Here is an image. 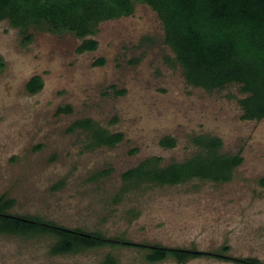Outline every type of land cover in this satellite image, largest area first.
Listing matches in <instances>:
<instances>
[{
  "label": "rangeland",
  "instance_id": "374dc122",
  "mask_svg": "<svg viewBox=\"0 0 264 264\" xmlns=\"http://www.w3.org/2000/svg\"><path fill=\"white\" fill-rule=\"evenodd\" d=\"M29 33L33 39L26 41L18 28L0 22V197L16 200L11 213L135 243L208 252L230 246L232 256L264 262V120L243 119L237 86L207 91L190 85L165 43L160 18L146 4L101 23L89 36L99 42L95 51L78 53L83 39L70 32L32 27ZM100 58L105 64L96 65ZM35 75L44 86L31 94L27 83ZM66 106L71 113L59 111ZM86 117L122 131L124 141L89 148L85 132L70 131ZM197 135L218 137L222 152L242 154L230 182L147 184L123 192L126 170L153 156L163 164L183 161L198 152ZM166 137L176 146L161 145ZM52 243L49 236L0 233V264H97L108 253L120 264H151L142 247L56 256ZM186 264L237 263L200 257Z\"/></svg>",
  "mask_w": 264,
  "mask_h": 264
},
{
  "label": "trees",
  "instance_id": "16d2710c",
  "mask_svg": "<svg viewBox=\"0 0 264 264\" xmlns=\"http://www.w3.org/2000/svg\"><path fill=\"white\" fill-rule=\"evenodd\" d=\"M150 6L160 18L165 43L175 54L186 81L207 91L237 86L243 97L238 100L243 119L264 120V0H0V22L8 21L18 28L26 41H31L32 27L53 33L70 32L83 39L78 53L95 51L99 42L89 36L99 32L101 23L131 16L136 4ZM89 37V38H88ZM96 60V65L105 64ZM5 65L0 56V68ZM44 86L40 75L27 83V91L36 94ZM61 113H71L72 107H61ZM81 130L88 135V147H115L125 134L112 132L93 118H81L70 131ZM176 139L166 137L165 147L176 146ZM193 143L198 152L183 161L162 163L153 156L122 174L123 192L142 185L176 186L193 180L214 183L230 182L235 170L244 162L241 153L222 152L223 142L210 135H197ZM109 171L103 172V175ZM264 187V176L259 180ZM120 197V196H119ZM15 199L0 197V233L37 238H52L51 254H79L107 246L142 247L144 259L155 264L169 259L186 264L200 257H214L237 264H264L256 257H235L230 246L215 252L197 248L169 247L162 244H142L122 237H109L101 231L68 227L35 215L13 214ZM97 264H120L108 253Z\"/></svg>",
  "mask_w": 264,
  "mask_h": 264
}]
</instances>
